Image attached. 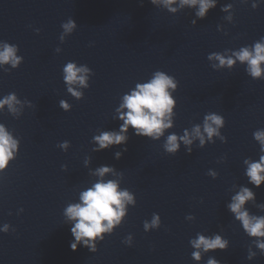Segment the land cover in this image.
<instances>
[{
	"label": "water",
	"instance_id": "95a60500",
	"mask_svg": "<svg viewBox=\"0 0 264 264\" xmlns=\"http://www.w3.org/2000/svg\"><path fill=\"white\" fill-rule=\"evenodd\" d=\"M174 6L178 10L171 13L150 0H0V46H17L23 58L17 69L0 66V99L15 93L23 105H17L19 114L0 109V124L20 142L16 158L0 172V228L10 225L7 234L0 232V264H206L209 256L221 264H264V254L226 209L245 186L255 193L245 208L264 216V184H249L243 163L261 154L253 133L264 129V79L248 75L246 63L213 70L218 61L207 59L264 37V0H217L202 20L195 9ZM70 18L77 28L61 42V25ZM68 62L92 71L88 87L72 86L84 93L80 100L63 81ZM157 70L178 81L173 127L156 141L129 129L126 145L92 151L98 148L94 136L119 131L123 121L116 110L123 96ZM209 112L223 116L226 143L216 136L211 143L205 134L203 147L197 138L190 146L180 142L175 156L164 152L169 133L182 136L197 124L203 131ZM64 141L67 149L57 147ZM123 147L128 150L117 160L114 154ZM100 166L115 168L103 179L119 181L136 205H126L122 225L97 241L95 253L83 246L73 251L63 210L101 179L95 174ZM153 213L161 226L145 232ZM197 234H220L229 247L201 249L196 261L190 241ZM128 235L131 246L123 243ZM249 249L256 254L251 260Z\"/></svg>",
	"mask_w": 264,
	"mask_h": 264
},
{
	"label": "clouds",
	"instance_id": "9594fccd",
	"mask_svg": "<svg viewBox=\"0 0 264 264\" xmlns=\"http://www.w3.org/2000/svg\"><path fill=\"white\" fill-rule=\"evenodd\" d=\"M179 8L195 9L194 16L200 20L206 18L208 12L217 7V0H150L155 7H164L171 13L177 12L176 5ZM232 7L231 4L221 7V11H228ZM253 9L257 8L256 4L252 5ZM195 23V20L192 21ZM63 32L59 39L64 42L65 36L73 33L77 28V24L73 19L61 25ZM18 47L4 43L0 46V66L10 65L11 68L17 69L22 63V57L17 55ZM60 49L57 48L56 52ZM209 61H218V64L212 63L213 70L218 67L227 66L231 68L237 61L247 65L245 71L253 79H264V37H261L251 47H241L238 51H234L231 55L213 52L207 56ZM7 71V70H6ZM92 72L86 65H78L75 62H68L63 67V81L67 87V92L80 100L84 93L75 91L73 85L88 87V73ZM94 75V73H93ZM178 81L163 71H155L152 78L142 84H137L136 88L123 96V102L116 110L119 113V120L123 123L119 126V131H103L99 135L93 137L98 144V148L92 151L108 150L109 146L126 145L129 140L127 135L129 129L137 137H144L151 141L159 140L166 130L173 127V109L176 107V101L172 97V92L177 90ZM171 90V91H169ZM19 105L23 107L21 101L17 99L15 93H9L0 99V109L7 106L11 113L19 114ZM59 107L65 110L69 109V103L65 100L59 101ZM126 109V111H123ZM225 120L223 116L209 112L203 117V131L201 125H195L191 132L184 130L182 136L176 133H169L163 143V150L171 156H175L180 149V142L185 146H190L194 139H199L200 146L205 144V134L209 142L213 136L219 137L222 143H226V138L221 135L220 129L224 128ZM253 138L259 145L258 160L250 158L244 159L246 165L244 175L247 177L248 183L259 189L264 184V129L256 130ZM19 140L14 138L12 133L4 124H0V172L8 169L9 164L16 158L19 150ZM68 141H64L57 145L61 149H67ZM127 147L115 152V158L121 159L122 154L127 152ZM192 149L186 148V153L191 154ZM63 170L67 167L62 166ZM115 173V168L110 166H100L96 169L95 174L101 179L92 187L82 191L79 195V202L68 204L63 210L65 221L70 225V232L74 238L70 241V247L76 251L78 247L83 246L90 252L97 251V241H103L106 235H111L114 229L122 225L128 214L126 205L135 207L136 200L134 194L127 189L119 187L117 180H104L106 174ZM255 199V193L251 188L241 186L239 192L231 197V202L226 204V209L233 214L234 219L240 222V226L244 233L252 238V243L264 254V216H256L250 214L245 208L246 203ZM23 212L20 209L17 213ZM161 226L160 216L153 213L151 222L145 221L143 228L145 232L149 229H157ZM10 231V225L5 223L0 232L7 234ZM12 231H15L12 229ZM128 246L133 243V237L128 235L123 241ZM191 246L196 249L191 256L194 260L201 259V253H215L217 250L224 251L229 247V241L220 234L204 236L197 234L195 239L190 241ZM256 254L249 252L247 259L251 260ZM206 264H221L214 256H209Z\"/></svg>",
	"mask_w": 264,
	"mask_h": 264
}]
</instances>
